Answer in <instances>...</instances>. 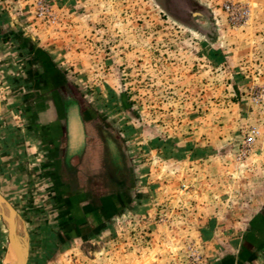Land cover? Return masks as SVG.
Returning <instances> with one entry per match:
<instances>
[{
	"label": "rangeland",
	"instance_id": "1",
	"mask_svg": "<svg viewBox=\"0 0 264 264\" xmlns=\"http://www.w3.org/2000/svg\"><path fill=\"white\" fill-rule=\"evenodd\" d=\"M0 93V191L27 264H264L202 232L210 202L226 225L260 177L264 0H0ZM66 95L124 154L130 197L102 222L52 133ZM12 242L0 216V264Z\"/></svg>",
	"mask_w": 264,
	"mask_h": 264
},
{
	"label": "flooded vegetation",
	"instance_id": "2",
	"mask_svg": "<svg viewBox=\"0 0 264 264\" xmlns=\"http://www.w3.org/2000/svg\"><path fill=\"white\" fill-rule=\"evenodd\" d=\"M54 104L58 118L52 121V133L63 146L68 172L75 174L78 194L89 205L86 215L94 223L105 221L130 197L124 154L107 128L94 121L90 108L76 96L60 97Z\"/></svg>",
	"mask_w": 264,
	"mask_h": 264
},
{
	"label": "crops",
	"instance_id": "3",
	"mask_svg": "<svg viewBox=\"0 0 264 264\" xmlns=\"http://www.w3.org/2000/svg\"><path fill=\"white\" fill-rule=\"evenodd\" d=\"M258 151L253 153L252 157H249L251 164L250 169L256 170L259 178L253 179L250 184H243L241 186L242 197L240 200L241 206L235 217L229 220V223L223 224V216L221 217L222 201H212L208 204L212 215L207 218V225L202 232L208 240V244L216 242L217 239H224L234 235L240 239L237 241L238 245L235 249L232 248V244L227 246L228 241L224 242L228 249L231 247L233 252L231 262L239 260H249L252 258H258L261 252H264V146L258 145ZM257 161V162H256ZM214 211V212H213ZM223 218V219H222ZM232 223V224H231ZM231 225V228L227 226ZM235 227V228H234ZM231 232V233H230ZM234 236V237H235ZM230 248V249H231ZM227 249V250H228ZM220 247L219 251H223ZM227 250L225 252H227ZM217 251L218 253H221ZM224 252V251H223ZM255 260L253 261V263Z\"/></svg>",
	"mask_w": 264,
	"mask_h": 264
},
{
	"label": "water",
	"instance_id": "4",
	"mask_svg": "<svg viewBox=\"0 0 264 264\" xmlns=\"http://www.w3.org/2000/svg\"><path fill=\"white\" fill-rule=\"evenodd\" d=\"M2 109H3V101L2 99H0V116L2 113ZM0 206L8 209L9 211V216H4V217L2 215L0 216L3 218L4 222L7 225L9 240L11 241L13 236H17L16 228L14 227L13 223L15 219H17L18 222L22 219L16 208L13 206V204L5 197V195L1 191H0ZM29 252H30L29 245L25 237V245H23L21 249V256L16 264H27L29 259Z\"/></svg>",
	"mask_w": 264,
	"mask_h": 264
},
{
	"label": "bare ground",
	"instance_id": "5",
	"mask_svg": "<svg viewBox=\"0 0 264 264\" xmlns=\"http://www.w3.org/2000/svg\"><path fill=\"white\" fill-rule=\"evenodd\" d=\"M0 215H2L3 217L9 216L8 209L0 206ZM13 225L16 228L17 236H13V244L6 257L4 258V264H16L21 256V249L23 245H25V236L20 233V224L17 219H15Z\"/></svg>",
	"mask_w": 264,
	"mask_h": 264
}]
</instances>
